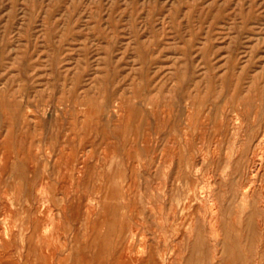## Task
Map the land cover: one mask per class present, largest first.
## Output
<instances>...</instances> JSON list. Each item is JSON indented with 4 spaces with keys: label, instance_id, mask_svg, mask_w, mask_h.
Returning <instances> with one entry per match:
<instances>
[{
    "label": "rangeland",
    "instance_id": "374dc122",
    "mask_svg": "<svg viewBox=\"0 0 264 264\" xmlns=\"http://www.w3.org/2000/svg\"><path fill=\"white\" fill-rule=\"evenodd\" d=\"M262 141L264 0H0V264H264Z\"/></svg>",
    "mask_w": 264,
    "mask_h": 264
},
{
    "label": "bare ground",
    "instance_id": "6f19581e",
    "mask_svg": "<svg viewBox=\"0 0 264 264\" xmlns=\"http://www.w3.org/2000/svg\"><path fill=\"white\" fill-rule=\"evenodd\" d=\"M222 109V108H221ZM213 116V115H212ZM213 118V117H212ZM235 118V117H234ZM236 119V118H235ZM235 125V124H234ZM187 137V136H186ZM260 138V137H259ZM259 138H257V139H259ZM260 140V139H259ZM262 140V139H261ZM256 142H257V140H256ZM262 142H264V141H262ZM255 143V142H254ZM264 144V143H263ZM260 146H261V144H260ZM259 147V146H258ZM262 147V146H261ZM264 149V148H263ZM258 156V155H257ZM83 158V157H82ZM263 159V158H262ZM255 161V160H254ZM257 162V161H256ZM238 165V164H237ZM258 165V164H257ZM257 170V169H256ZM42 184V183H41ZM43 188V187H42ZM213 195V194H212ZM214 196V195H213ZM236 196V195H235ZM264 198V197H263ZM45 199V198H44ZM261 199V198H260ZM213 200V199H212ZM42 202V201H41ZM264 209V208H263ZM242 214V213H241ZM5 220V219H4ZM10 223V222H9ZM3 226V225H2ZM259 229V228H258ZM135 233V232H134ZM177 233V232H176ZM161 234V233H160ZM86 238V237H85ZM94 238V237H93ZM108 238V237H107ZM147 239V238H146ZM145 239V240H146ZM24 241V240H23ZM26 241V240H25ZM27 242V241H26ZM124 243V242H123ZM125 244V243H124ZM57 246V245H56ZM114 247V246H113ZM142 247V246H141ZM57 249V248H56ZM47 251V250H46ZM54 251V250H53ZM56 252V251H55ZM47 253V252H46ZM55 254V253H54ZM165 255V254H164ZM55 256V255H54ZM168 257V256H167ZM1 258V257H0ZM52 258V257H51ZM55 258V257H54ZM80 258V257H79ZM117 260V259H116ZM256 261V260H255ZM1 264H2V262H1ZM94 264V263H93Z\"/></svg>",
    "mask_w": 264,
    "mask_h": 264
}]
</instances>
